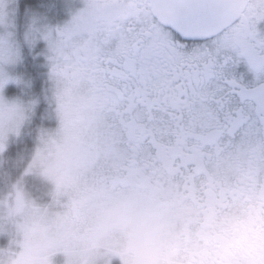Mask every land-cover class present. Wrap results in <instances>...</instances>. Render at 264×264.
<instances>
[{
	"label": "clouds",
	"instance_id": "obj_1",
	"mask_svg": "<svg viewBox=\"0 0 264 264\" xmlns=\"http://www.w3.org/2000/svg\"><path fill=\"white\" fill-rule=\"evenodd\" d=\"M12 3L0 0V264H264V163L132 172L105 105L50 54L39 95L9 70L23 60ZM38 31L30 21L24 43ZM10 82L21 93L8 95ZM26 129L31 147L7 156Z\"/></svg>",
	"mask_w": 264,
	"mask_h": 264
},
{
	"label": "snow or ice",
	"instance_id": "obj_2",
	"mask_svg": "<svg viewBox=\"0 0 264 264\" xmlns=\"http://www.w3.org/2000/svg\"><path fill=\"white\" fill-rule=\"evenodd\" d=\"M261 22L264 0H84L44 39L105 105L132 172L189 178L225 156L264 163Z\"/></svg>",
	"mask_w": 264,
	"mask_h": 264
},
{
	"label": "rangeland",
	"instance_id": "obj_3",
	"mask_svg": "<svg viewBox=\"0 0 264 264\" xmlns=\"http://www.w3.org/2000/svg\"><path fill=\"white\" fill-rule=\"evenodd\" d=\"M56 1H58L63 6V8L60 10H64V16L61 19L55 18L53 14H49L45 12L46 10L41 9L40 7L35 9H28L26 8V6L22 7L21 4L19 3L20 2L19 0H14V3L8 6L9 7L8 16L12 24L14 25V28L12 30L15 32V37L17 40H19L20 42H24L23 41L24 33L30 21L33 22L35 26L39 29V31L36 33V39L29 46L32 47V49L40 46L39 54L44 58L42 61L43 62L42 67H44L43 70L46 73L44 77L45 87L47 86L48 75L50 71V65L47 59L48 55L50 54V50L48 47V41L42 38L41 32H46L50 29L53 32H55V29L57 27H62L66 23H68L72 19L73 15L84 6L83 0H56ZM2 30L3 28H0V31ZM20 64L21 63L10 68L9 70L23 74L21 69H19ZM10 86H13V90H15L16 92H21L22 90V86H18L15 83L10 82L6 86V93L8 95H13V94H9L8 92Z\"/></svg>",
	"mask_w": 264,
	"mask_h": 264
},
{
	"label": "trees",
	"instance_id": "obj_4",
	"mask_svg": "<svg viewBox=\"0 0 264 264\" xmlns=\"http://www.w3.org/2000/svg\"><path fill=\"white\" fill-rule=\"evenodd\" d=\"M21 6H26L28 9H35L38 7L39 0H19ZM49 14H53V16L57 19H61L64 16L63 11H53L48 12ZM63 13V14H62ZM22 44V52H23V60L19 66V69L23 72V75L26 78H30L32 85L30 91L34 94H41L42 90L45 88V82L44 77L46 75L45 71L43 70L44 67H42V61L43 57L39 54V47L33 48L29 46V44H25L24 42H21ZM35 49V50H34ZM9 94H15V93H21L16 92L13 90V86H10L8 90ZM46 105L43 101H41V104L39 105L37 109V115L34 119L33 126L35 124L40 123V117L44 113ZM32 145V136L29 135L28 130H25V134L19 139V140H13L10 142L8 151L6 153L7 156L15 157L16 154L22 150H24L26 147L30 148Z\"/></svg>",
	"mask_w": 264,
	"mask_h": 264
},
{
	"label": "flooded vegetation",
	"instance_id": "obj_5",
	"mask_svg": "<svg viewBox=\"0 0 264 264\" xmlns=\"http://www.w3.org/2000/svg\"><path fill=\"white\" fill-rule=\"evenodd\" d=\"M23 7L25 6L23 5ZM38 7H40L41 9H45L48 12H53V11L64 12V10H60L63 8V6L56 0H39ZM258 28L264 31V22H261L258 25ZM236 71L238 75H243L246 82L251 81L253 79V74L249 71L248 66L244 61H241V63L237 66Z\"/></svg>",
	"mask_w": 264,
	"mask_h": 264
}]
</instances>
